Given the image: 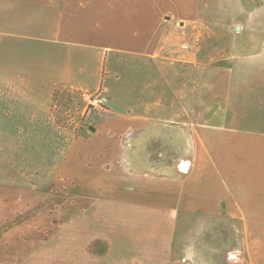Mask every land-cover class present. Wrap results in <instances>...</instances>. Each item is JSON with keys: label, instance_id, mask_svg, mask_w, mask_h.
<instances>
[{"label": "crops", "instance_id": "1", "mask_svg": "<svg viewBox=\"0 0 264 264\" xmlns=\"http://www.w3.org/2000/svg\"><path fill=\"white\" fill-rule=\"evenodd\" d=\"M161 2L0 0V113L26 114L21 123L34 125L50 120L57 89L82 93L103 89L108 101L91 114L87 127L91 133L73 138L63 155L64 172L77 176L80 188L90 179L107 192L106 187H113L112 194H155L167 199V193L179 192L177 178L184 174L179 166L187 161L195 174L189 205L158 199L135 201L137 206L145 204V209L161 213L179 208L264 210L263 133H240L234 140L230 134L206 157L205 167L200 166L201 143L196 135L201 129L200 110L185 105L199 101V61L194 56L178 59L171 51ZM186 67L192 74H185ZM178 124L192 130L191 137L169 134ZM207 128L217 129L210 124ZM188 144L191 156L184 155L182 148ZM166 216L159 218L157 234L145 235L142 246L139 241L135 262L201 264L197 259L184 260L190 255L186 251L184 255L183 249H172L177 246L176 219ZM250 220L257 224L263 219ZM222 221L232 236L229 227L236 221ZM246 236L239 247L230 242L215 256L223 264H249ZM255 244L257 253L264 251V240Z\"/></svg>", "mask_w": 264, "mask_h": 264}, {"label": "rangeland", "instance_id": "2", "mask_svg": "<svg viewBox=\"0 0 264 264\" xmlns=\"http://www.w3.org/2000/svg\"><path fill=\"white\" fill-rule=\"evenodd\" d=\"M161 4L171 51L178 59L194 56L199 61V101L185 105L200 110L201 129L196 135L201 143L200 166L205 167L206 157L230 134L233 140L240 133L264 134V0H162ZM184 72L192 74L187 67ZM193 73L197 74L196 68ZM95 92L57 89L50 120L34 125L21 123L26 114L0 113V264H138L135 248L142 246L145 235L157 234L159 218L165 215L176 219L177 246L172 249H183L184 255L186 251L190 258L184 260L223 264L215 254L223 253L230 242L239 247L247 235L249 264H264V251L257 253L255 247V241L264 240V210L179 208L161 213L145 209V204L137 206L135 201L158 199L189 205L195 174L187 161L179 166L184 173L177 178L179 192L167 193V199L112 194L113 187H106L107 192L90 179H82L80 188V179L64 172L63 155L70 141L91 133L87 129L91 114L100 108L88 105L86 97ZM196 118L194 114L193 121ZM208 123L217 129L207 128ZM170 133L186 139L192 130L178 124ZM182 148L191 156L190 144ZM115 197L124 199L114 201ZM225 218L236 221L229 227L232 236ZM254 218L263 220L254 224L250 220Z\"/></svg>", "mask_w": 264, "mask_h": 264}, {"label": "built area", "instance_id": "3", "mask_svg": "<svg viewBox=\"0 0 264 264\" xmlns=\"http://www.w3.org/2000/svg\"><path fill=\"white\" fill-rule=\"evenodd\" d=\"M86 101L92 108H102L106 105L108 98L104 90L99 89L94 94L87 95Z\"/></svg>", "mask_w": 264, "mask_h": 264}]
</instances>
